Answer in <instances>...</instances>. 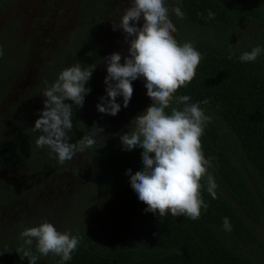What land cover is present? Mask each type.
<instances>
[{"label": "trees", "instance_id": "trees-1", "mask_svg": "<svg viewBox=\"0 0 264 264\" xmlns=\"http://www.w3.org/2000/svg\"><path fill=\"white\" fill-rule=\"evenodd\" d=\"M171 1L185 13L184 19L176 17L180 37H185H177L178 42H191L203 56L194 80L176 95H189L191 103L209 100L208 105L201 104L212 117L202 137L203 151L206 158L214 157L209 170L228 198L216 189L213 199L206 191L205 179L202 197L208 208L201 210L199 219L192 220L186 215L174 217L170 212L159 217L146 212L147 206L139 201L126 175L128 169L133 174L143 169L142 150H122L117 134L127 131L124 127L115 128L104 136L97 135L95 145L85 150L98 165V192L113 203L110 213L100 216L103 229L98 235L95 229L80 234V244L69 261H62L52 253L42 256L32 246L38 256L36 264H264V241L256 229L264 220L262 53L254 62H241L239 56L258 44L239 48L237 40H233L236 50L228 45L226 37L239 19L255 22L262 33L264 0ZM209 10L215 13L214 19L208 18ZM214 30L220 35L209 37ZM233 52L235 56L229 58ZM93 124V118L83 123L75 115L73 129L68 133L69 142L78 143ZM33 126L17 130L2 143L0 169L35 155L41 160L50 157L47 150L36 146L40 133L34 132ZM141 214L151 220L152 231L148 234L122 226L114 218L126 215L131 220L133 215ZM225 217L230 220V232L223 228ZM6 247L0 250V264H28V258L19 251L22 246Z\"/></svg>", "mask_w": 264, "mask_h": 264}, {"label": "rangeland", "instance_id": "rangeland-1", "mask_svg": "<svg viewBox=\"0 0 264 264\" xmlns=\"http://www.w3.org/2000/svg\"><path fill=\"white\" fill-rule=\"evenodd\" d=\"M131 2L0 0V47L4 53L0 57V146L17 130L31 128L43 110L44 90L57 80L62 70L77 62L97 66L87 86L91 91L85 97L83 108L73 106L75 115L83 123L93 118L96 126L104 128L103 136L115 128L129 130L133 115L143 113L152 105L153 101L146 95L145 81L139 78L132 82L134 92L127 108L123 107V97H117L121 110L116 116L101 114L96 107L100 98L106 96L107 65L103 64V58L114 52L122 57L127 55L123 30L113 31L111 24L120 22ZM165 3L177 29L173 34L177 39L181 28L171 13L175 6L171 0ZM261 4L264 7V2ZM142 24L143 20L137 26ZM214 34L220 35L214 30L208 36ZM226 37L234 49L233 40H237L239 48L252 44L264 48V31L261 33L253 21L237 20ZM262 60L264 67V52ZM42 150L50 155L47 146ZM39 158L35 155L0 169V250H5L7 245L23 246L20 233L45 221L62 233L80 235L95 229L98 235L103 229L100 216L112 210L113 203L98 192V165L91 154L78 152L63 164L55 154L45 160ZM217 190L228 198L219 185ZM114 218L138 233L152 231L151 220L145 214L133 215L131 220L126 215ZM256 229L264 241V220ZM35 245L34 240L32 246L36 249Z\"/></svg>", "mask_w": 264, "mask_h": 264}, {"label": "clouds", "instance_id": "clouds-1", "mask_svg": "<svg viewBox=\"0 0 264 264\" xmlns=\"http://www.w3.org/2000/svg\"><path fill=\"white\" fill-rule=\"evenodd\" d=\"M171 13L179 19L185 18L179 6L173 7ZM208 18L214 19L215 13L209 10ZM141 20L142 26H137ZM111 25L113 31L123 30L128 49L123 57L114 52L103 58V64L107 65L106 96L100 98L97 111L116 116L121 110L116 101L121 96L123 107L127 108L134 92L132 82L139 78L145 81L146 95L153 101L131 121L130 130L117 134L122 150H142L143 169L135 174L131 169L126 171L129 184L139 201L147 206L146 212L159 217L170 212L174 217L186 215L197 220L201 210L208 208L202 197L205 190L202 181L206 179V191L213 199L218 187L209 172L214 157H205L202 144L205 127L212 117L201 107V104L208 105L209 100L191 103L189 95L176 94L194 80L203 56L191 42L180 43L175 38L177 29L165 0H132L120 22ZM262 52L264 48L253 47L243 52L239 60L254 62ZM3 54L0 47V57ZM232 56L234 52L229 58ZM96 66L77 62L62 70L43 92V110L38 113L32 130L40 133L36 146H47L50 155L55 154L61 164L93 147L95 137L104 132V128L93 124L78 143L69 142L68 133L73 129L75 118L73 106L83 108L85 97L91 91L86 84ZM223 228L227 232L232 230L227 217L223 219ZM20 238L23 246L19 251L28 258V264H36L38 259L32 251L34 240L36 252L43 256L52 253L62 261L72 259L81 240L79 235L62 233L47 221L23 230Z\"/></svg>", "mask_w": 264, "mask_h": 264}]
</instances>
